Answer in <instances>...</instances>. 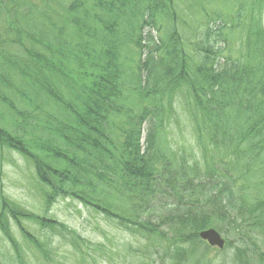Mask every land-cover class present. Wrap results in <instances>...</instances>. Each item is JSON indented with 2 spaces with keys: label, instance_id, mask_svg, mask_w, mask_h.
I'll return each instance as SVG.
<instances>
[{
  "label": "trees",
  "instance_id": "16d2710c",
  "mask_svg": "<svg viewBox=\"0 0 264 264\" xmlns=\"http://www.w3.org/2000/svg\"><path fill=\"white\" fill-rule=\"evenodd\" d=\"M183 3L204 18L200 43L177 0H0V232L18 264L14 229L46 252L25 222L81 239L5 195L8 151L34 166L47 210L78 200L146 239L173 233L176 253L219 228L237 255L258 251L245 264H264V0ZM181 117L187 149L164 139Z\"/></svg>",
  "mask_w": 264,
  "mask_h": 264
},
{
  "label": "rangeland",
  "instance_id": "374dc122",
  "mask_svg": "<svg viewBox=\"0 0 264 264\" xmlns=\"http://www.w3.org/2000/svg\"><path fill=\"white\" fill-rule=\"evenodd\" d=\"M177 1V7L180 10L179 18H182L177 24L181 25L182 29H180L184 36L188 40H199L198 43L200 40H205L203 36L205 33L204 18L189 12L183 0ZM245 39L246 35L241 33L230 37V45L236 42L233 49L229 51L232 57L237 58L242 55V52L238 53V44H241L240 40ZM210 40L212 44L220 43V39L216 40L215 35L212 37L210 35ZM185 126L182 117L179 123L168 122L165 125L164 139L173 148H189L191 137ZM147 128H149L148 122L142 128V146H146ZM4 158L1 178L5 195L28 211L67 225L81 239L74 241L67 232L42 228L35 223L25 222L27 230L40 239L46 250L45 254H42V251L39 252L33 246L30 248L24 242L20 230L14 229V233L22 244L27 264H245L246 255L258 257V251L250 246L245 250L244 257L240 253L237 255V247L240 246L238 238L233 232L228 237L219 228L214 229L219 231L227 242H231V247L226 251H216L198 240L185 247L179 246L183 250L180 252L183 255L180 256V253L176 251L171 252L175 250V247L173 248L170 244L173 242V233L169 235L170 240L156 237L146 239L143 234L127 229V226L124 227V224L121 225L118 220L96 212L78 200L61 199L50 210H47L43 206L42 186L38 181L34 166L15 152L8 151ZM130 205H132L131 202L117 200L112 209L122 213L125 217L133 216L132 218L136 219L138 214L133 213L132 215ZM166 213L167 210L159 215L163 216ZM151 219L156 222V219ZM4 238L0 232L1 264H18L14 251Z\"/></svg>",
  "mask_w": 264,
  "mask_h": 264
},
{
  "label": "water",
  "instance_id": "95a60500",
  "mask_svg": "<svg viewBox=\"0 0 264 264\" xmlns=\"http://www.w3.org/2000/svg\"><path fill=\"white\" fill-rule=\"evenodd\" d=\"M200 240L207 242L210 246L216 249L223 250L226 245L225 239L222 235L214 229L202 231L199 234Z\"/></svg>",
  "mask_w": 264,
  "mask_h": 264
}]
</instances>
